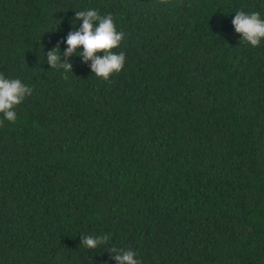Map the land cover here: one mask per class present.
Instances as JSON below:
<instances>
[{"label": "trees", "instance_id": "1", "mask_svg": "<svg viewBox=\"0 0 264 264\" xmlns=\"http://www.w3.org/2000/svg\"><path fill=\"white\" fill-rule=\"evenodd\" d=\"M89 9L125 34L108 82L46 62ZM237 11L264 0H0V74L33 89L0 126V264H264V39Z\"/></svg>", "mask_w": 264, "mask_h": 264}, {"label": "clouds", "instance_id": "2", "mask_svg": "<svg viewBox=\"0 0 264 264\" xmlns=\"http://www.w3.org/2000/svg\"><path fill=\"white\" fill-rule=\"evenodd\" d=\"M75 21H82L78 30L69 31L63 52V59L59 44L47 52L46 62L50 68L64 73L72 72V64L68 57L79 55L84 63L91 61V72L105 82L110 80L114 74H118L124 67L126 55L123 51L116 52L114 49L120 47L125 38L122 31H118L116 23L111 14L101 15L95 9L76 11ZM235 32L240 35V41L252 47H258L264 39V19L258 12L248 14L244 11H237L232 19ZM82 48L81 51L77 49ZM68 77L65 75L64 77ZM33 89L22 83L20 79H7L0 74V126L4 121L15 123L17 120L16 106L31 96ZM110 235L81 236L80 245L88 250H95L107 244ZM106 251L114 253L111 258L116 264H141L136 259V252L128 249H117L109 247Z\"/></svg>", "mask_w": 264, "mask_h": 264}]
</instances>
